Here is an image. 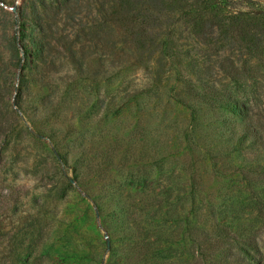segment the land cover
<instances>
[{"label":"rangeland","instance_id":"obj_1","mask_svg":"<svg viewBox=\"0 0 264 264\" xmlns=\"http://www.w3.org/2000/svg\"><path fill=\"white\" fill-rule=\"evenodd\" d=\"M101 1H0L5 253L29 232L36 264H203L210 234L264 264V150L223 140L189 81L232 90L264 139V55L199 41L176 0H141L144 30L113 32ZM219 1L264 16V0Z\"/></svg>","mask_w":264,"mask_h":264},{"label":"trees","instance_id":"obj_2","mask_svg":"<svg viewBox=\"0 0 264 264\" xmlns=\"http://www.w3.org/2000/svg\"><path fill=\"white\" fill-rule=\"evenodd\" d=\"M140 1L102 0L98 14H102V17H104L113 32L115 27L123 29L126 33L137 34V32L143 31L144 27L147 26L146 20L141 17L143 7H138ZM159 1L166 2L168 0ZM176 1L179 5L183 4V6L188 7V9H180L182 12L180 19H183L180 24L190 26L193 35L199 41L209 45H215L217 40L231 43L242 42L247 46L251 58H259L264 55V16L252 19L243 14H225L222 10L225 3L219 0ZM67 2L68 0H63L62 3ZM15 54L20 55L18 48ZM25 56L26 58L28 57L27 53H25ZM250 60L249 58L248 64ZM236 67L239 68L238 66ZM195 75L197 78L196 82L193 81L194 78L189 79V81L194 83L192 85L193 97L213 115V122L223 140H228L229 142L231 140L230 143L238 148H243L251 143L257 145L260 150H264V139L255 129L254 123L256 120L250 109L236 97L232 90L221 87V85L216 86L212 81L202 80L197 74ZM228 75L235 80L238 73L231 72ZM55 155L60 162L63 161V155L59 150L55 151ZM68 184L71 186L72 182L69 181ZM118 198L115 200V195L112 193L107 203L112 208L111 213L108 215L110 218L114 217V206L118 207L120 211L124 208ZM2 232L3 230L0 229V235L3 234ZM116 232H118V235L135 234L130 230L127 232V229L125 231L116 230ZM33 236L34 233L29 235V232L16 234L10 240L9 250L6 253L3 242L0 239V264H5V262L8 264H36L33 244L35 239ZM213 239V235L205 234L203 241L201 240L199 243V253L204 260L203 264H254L253 259H248L243 254L235 253L233 249L220 247L219 244L220 242L222 243V239H218L219 243L214 242ZM209 244L211 246H208ZM113 249L111 247L110 251L113 252ZM7 253L9 256L7 260H4V256ZM214 253L215 255H213ZM120 264L149 263H142L139 260L138 262L130 261L129 263L121 261Z\"/></svg>","mask_w":264,"mask_h":264}]
</instances>
